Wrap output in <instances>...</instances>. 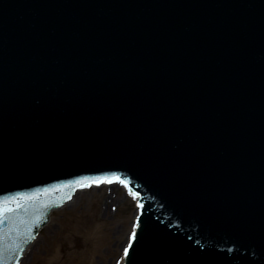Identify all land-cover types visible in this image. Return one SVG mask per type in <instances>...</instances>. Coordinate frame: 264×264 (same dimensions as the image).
Masks as SVG:
<instances>
[{"label": "water", "instance_id": "water-1", "mask_svg": "<svg viewBox=\"0 0 264 264\" xmlns=\"http://www.w3.org/2000/svg\"><path fill=\"white\" fill-rule=\"evenodd\" d=\"M101 172L145 204L126 264H264V0H0V195Z\"/></svg>", "mask_w": 264, "mask_h": 264}, {"label": "rangeland", "instance_id": "rangeland-1", "mask_svg": "<svg viewBox=\"0 0 264 264\" xmlns=\"http://www.w3.org/2000/svg\"><path fill=\"white\" fill-rule=\"evenodd\" d=\"M133 216L116 187L77 193L53 212L21 264H114Z\"/></svg>", "mask_w": 264, "mask_h": 264}, {"label": "snow or ice", "instance_id": "snow-or-ice-1", "mask_svg": "<svg viewBox=\"0 0 264 264\" xmlns=\"http://www.w3.org/2000/svg\"><path fill=\"white\" fill-rule=\"evenodd\" d=\"M133 235H135V233H133Z\"/></svg>", "mask_w": 264, "mask_h": 264}]
</instances>
